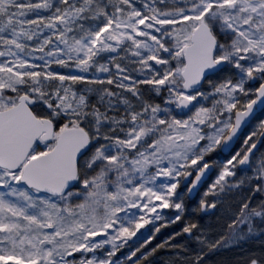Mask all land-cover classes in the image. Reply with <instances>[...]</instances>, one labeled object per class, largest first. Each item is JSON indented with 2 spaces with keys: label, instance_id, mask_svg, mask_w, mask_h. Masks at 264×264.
<instances>
[{
  "label": "snow or ice",
  "instance_id": "6c2138e0",
  "mask_svg": "<svg viewBox=\"0 0 264 264\" xmlns=\"http://www.w3.org/2000/svg\"><path fill=\"white\" fill-rule=\"evenodd\" d=\"M222 250L264 264V0H0V264Z\"/></svg>",
  "mask_w": 264,
  "mask_h": 264
},
{
  "label": "trees",
  "instance_id": "16d2710c",
  "mask_svg": "<svg viewBox=\"0 0 264 264\" xmlns=\"http://www.w3.org/2000/svg\"><path fill=\"white\" fill-rule=\"evenodd\" d=\"M236 255L237 252L235 250H222L209 257V264H220L221 261L227 264V262L233 260Z\"/></svg>",
  "mask_w": 264,
  "mask_h": 264
}]
</instances>
